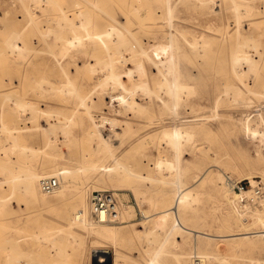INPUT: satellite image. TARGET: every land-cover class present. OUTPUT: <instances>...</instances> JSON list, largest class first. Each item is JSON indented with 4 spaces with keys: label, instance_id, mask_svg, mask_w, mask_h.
Returning <instances> with one entry per match:
<instances>
[{
    "label": "rangeland",
    "instance_id": "obj_1",
    "mask_svg": "<svg viewBox=\"0 0 264 264\" xmlns=\"http://www.w3.org/2000/svg\"><path fill=\"white\" fill-rule=\"evenodd\" d=\"M60 1L66 5L73 0ZM155 1L145 0L147 5L132 7L129 0H96L94 7L85 13L90 22L86 27L79 25L77 31H96L113 23L125 35V40L131 42L127 41L129 44L122 45L121 53H116L112 41L109 51L114 52L117 58L116 66L123 72L126 86L135 90L129 94L121 87L108 84V87H101L89 95L88 90L102 77L100 73L104 67L101 60L107 53V47L98 39L85 36L84 44L70 48L60 62L56 53L61 42L47 50L49 45L34 44L33 38H28L24 44L23 39L15 38V27L27 17L26 4L22 0H0V158H6L4 149L12 145V139L2 129L4 121L11 127H19L22 138L18 141H25L35 150L28 149L22 155L25 166H33L40 172L64 166L71 169L69 182L64 177L61 180L57 172L53 174L62 185L58 195H47L39 190V195L46 198L44 204L35 202L22 186L14 190L4 180L5 172L0 170V192L11 197L4 212H0V264H6L5 253L11 251L9 247H3L8 237H15L23 252L25 261L17 264H27V257L30 260L28 264H56L55 260L63 264H92V246L98 243L88 230L75 227V234L82 237L75 244V236L58 229H66L75 207L80 208L81 194H85L87 203L88 195L94 189H100L98 187L115 191L122 209L124 203L131 209L130 216L127 214V218L121 217V222L110 223L119 228L124 240L99 243L105 244V248L112 249L115 245L119 248L117 264H198L200 259L205 260L204 264H264V243L258 241L257 235H232L239 231L242 218L235 209L237 202L234 206L227 198L235 192L223 180L224 174L236 181H245L248 188L251 186L249 180L244 179L246 176H256V181H264V143L250 138V132L243 128L241 119L242 111H247L252 119L264 126L261 122L264 94H260L264 93V0H255L257 10H261L257 15L241 8V31L247 36L250 34V39L255 38L250 42V46L255 44L253 47L247 45L249 53L258 62L256 70L250 72L243 71V67L236 68L233 63L234 42L242 39L243 35L234 33L237 18L236 12L230 8V0L227 3L226 0H218V4L214 1L209 9L211 19L204 24L211 27L208 34L213 38L234 34L222 40V45H216L207 58L197 57L188 44L194 29L192 0H171L172 11L166 4L157 7ZM66 6L73 11L81 7ZM198 10L203 17L206 7L199 5ZM52 25L58 28L56 22L53 21ZM9 39H13L15 52L10 49ZM157 45L167 48L164 51L167 53L161 50L157 53ZM256 45L262 48V59ZM19 47L23 52H17ZM161 56L168 57L171 63L167 60V64L163 58L167 66L161 65L163 62L159 64ZM98 60L101 61L99 68H103L91 74L89 66ZM172 61L176 65L174 68L168 66ZM133 62L143 66L139 70L141 74L136 71L140 74L138 76L135 71L127 74L128 69L135 68ZM62 63H67V71L61 70ZM166 67L172 69L173 77L165 75ZM42 79L43 83L39 84ZM166 81L173 87L176 83L188 86L190 93H186L185 86L184 90L177 85L174 88H178L180 93L172 89L175 94L169 91L174 96L171 97L165 90L167 88L159 87ZM62 83L69 84L72 89L74 86V91L71 92L67 86H64V91L59 90L65 85ZM224 86H230L232 91ZM121 93L136 100L141 108L131 107L120 100L117 102L114 97L119 98ZM7 94L13 95H10L11 99ZM81 100L85 101L81 103ZM22 101H30L37 108L32 113L31 107H18ZM173 117H176L175 121ZM63 120L69 123L70 129L68 123L67 130L63 127ZM165 128L176 130L179 140L173 139L172 142V138L162 137ZM93 129L107 135L112 152L102 154L96 150L98 140L93 141L88 134ZM112 130H116L115 133ZM117 134L122 136L114 137ZM83 152H87L88 157L82 159ZM10 156L16 160L18 154L14 152ZM160 159L175 161L181 171L158 168L155 162ZM220 173L222 179L218 178ZM186 186H191L195 200L191 198L184 203L177 215L195 231L172 230L175 215L171 213L165 222L159 216L178 193V188ZM237 208L240 209L238 205ZM240 210H243V217L251 218L245 209ZM143 211L150 215L148 219L143 217ZM157 221L162 223L157 226ZM47 228H50L48 240L42 233ZM256 228L260 229L259 226ZM52 237L58 246L51 245ZM207 252L210 254H205Z\"/></svg>",
    "mask_w": 264,
    "mask_h": 264
},
{
    "label": "bare ground",
    "instance_id": "obj_2",
    "mask_svg": "<svg viewBox=\"0 0 264 264\" xmlns=\"http://www.w3.org/2000/svg\"><path fill=\"white\" fill-rule=\"evenodd\" d=\"M22 1L26 4L27 17L25 18V21H22V22L18 23V25L15 27V35H16V36L14 35L15 38L18 36L21 39H23L22 40L23 44H24V42L27 41L28 38H33L32 39V42L34 44L39 43V44H44V45L47 44V45H49L48 46L49 49H47V50H51L53 48V46L56 45L57 42L58 43L61 42L62 43L61 48L56 53V55H58V61H60V62L64 60V58H65V56L68 53V51H69L70 48H73V47H75L78 44H84V42H85V36H86V38H89V39H98L100 42H102L105 45V47H107V49L105 50L107 53H106V55L104 57H102V60H101L103 62L102 64H103V67H104V68L101 67V68H103V70L100 73L102 77L100 78L99 83L95 84L91 88V90H88L89 91L88 92L89 95L91 93H93L94 91L98 90L101 87H102V89L105 88L108 84L109 85H113V86H117V87H121L123 90H125L126 93H129V94L132 93V91H135V90L129 89L126 86L125 81L123 80V72L120 71V70H118V68L116 66V63L118 62L116 60L117 58L114 57V52L112 53L111 51H109V45L111 44L112 41H113V44H114L113 46H115L114 47L115 51L117 50L116 53L120 52L124 48V47L121 48L122 45H124V46L126 45L127 46V44L131 43V42H129V39L128 40H125V35L122 33V31H120L119 28L116 25H114L113 23H108L107 25H105L102 28H99L96 31H89V30H87L85 33L84 32H80L79 30L77 31V28H78L79 25H83L84 27H86L89 24V22H90L88 20L89 17L86 18L84 15H85V13L88 10H90L91 7H94V5L96 3V0H73V1H71L69 3H66V5H71L73 7H77V6L80 7V5H81L80 9L77 7L78 9L76 11L70 10L68 8V6H66L65 4H63V2H61L60 0H22ZM214 1L218 4V2H217L218 0H192V5H193L192 8H193V16H194L193 28L194 29L192 31L193 36L190 39V43H188V44H190L193 52L195 53V55L197 57H201L202 56L204 58H207L210 55H212L211 53L214 52V50H215L214 48H215L216 45H222V43L224 42L222 40H226L228 37H231V35H233L234 33L237 34V33L240 32L241 35H243V36H242V39L240 38V39H238L237 41L234 42V49H233V52H232L233 63H235L236 68H237V66L243 67V71H245V72L246 71L247 72H250L252 70H256L257 63H258V62L256 63V60H255L256 57L254 58V56H252L249 53L248 49H247V45L250 46V42H252L255 38H253V40H252V39L249 38V35L250 34H248V36H247V35L243 34L242 31H241V22H242L241 21V14H242L241 8H244L245 11L246 10L247 11H250L251 12V15H257V14L261 13V10H257L256 3H255L256 1L255 0H252V1H249V0H230V2H231L230 8H232V10H234L236 12V18L237 19H235V20L237 21V27L234 30V33H231V35L230 34L229 35L228 34H226V35H217L216 37L213 38V37H211L208 34V29H210L211 27L210 26H205L206 24H204V23H207L211 19V11L209 9H211L213 7L211 4H215ZM228 1L229 0H226L225 2L227 3ZM129 2H130V4H131L132 7H137V6L140 7V6H143V5L144 6L147 5V2H145V0H129ZM162 4L168 5L169 6V9H171V11H172V3H171V0H156L155 1V5L157 7H162ZM199 5H204L206 7V10L204 11V16L203 17L201 16L202 14H200V11L198 10ZM83 16L86 19H84ZM170 20H169V22H170ZM53 21L57 23V27L58 28H56V26L54 28V25H52ZM25 33H27V36L28 37L27 36L24 37L25 36ZM132 37H133V35H132ZM217 39H219V40H217ZM12 40L13 39H9V41H11V42H8V43H10L9 46H12ZM127 41L129 43H127ZM185 41L188 42L187 40H185ZM213 41L215 42L214 45L212 44ZM20 43H21V41H20ZM170 44L171 43L169 42V45ZM254 45L252 43V45L250 47H253ZM14 47L15 46H12L10 48V49H12V52H15L14 51ZM22 47H23V45L21 46V48ZM160 47L163 49V46H159L158 47V45H157V48H156L157 49V53H159V50H161V51L164 52L167 49L166 46H164L166 49H163V50L160 49ZM21 48L20 47L17 48L18 49L17 52L18 51L23 52V50L25 48L23 47V50ZM34 48H36V47H34ZM170 49L171 48L169 46V50ZM261 50H262V48L259 47V45H256V51L259 54V57L262 59L263 55H262V51ZM142 51H143V49H142ZM136 52H137V50H136ZM154 52H156V51H154ZM164 53H167V52H164ZM129 57H131V56H129ZM156 57H158V56L156 55ZM169 57H172V56L170 55ZM161 58H162V61H161ZM161 58H160V61L161 62L160 61L158 62L159 64L162 63L164 60H166V61L168 60L167 59L168 57L165 58L164 56L163 57L161 56ZM163 58H164V60H163ZM157 59H159V58H157ZM169 59L171 60V58H169ZM99 61L100 60H98L97 62L95 61L94 64H90L89 71H90L91 74H94L95 71H97V69H101V68H99V66L101 65V63H100L101 61L100 62ZM168 61H167V64H168ZM174 61H172V65H168V66H172V68H174L176 66V65H173ZM165 62H163L161 65L165 64V66H167ZM169 62L171 63V61H169ZM133 65H135V68L133 69L131 67L130 69H128L129 72L127 71L128 72L127 74H129V73L132 74V73H134V71L135 72L136 71H139V70L141 71V69H143L142 64L139 63V62H133ZM67 67H68L67 66V63H65V64L62 63L61 64V70L63 72L64 71H67V69H68ZM173 71H174V69H173ZM139 72H136L137 73V76L141 74V72H140V74H138ZM163 72L165 73V75H170L171 74V76L173 77L172 69L170 67H168L167 69H165ZM66 74L70 76V73L65 72V75ZM174 79H175V77L173 78V80ZM176 80H179V79H176ZM43 81H44L43 79L40 80V83L39 84H42ZM244 81H246V79ZM171 82H173V81L171 80ZM63 84H65V83H62V85ZM69 84H70V82H69ZM69 84L68 85L65 84L63 86L60 84L63 88L60 87L62 89L59 88V90L64 91L65 90L64 86H67L68 89L71 90V92H73L74 91L73 90L74 89V86H72L73 87V89H72V88H70L71 87L70 85H73V84H70V85ZM160 85H159V87H161V88L162 87L167 88V89H165L166 91H168L167 94H170L169 91L170 92L172 91V93L175 94V92H173V90L176 89V91L177 90L179 91V89H181L180 86L183 89L186 87L185 88L186 90L189 88L188 86L182 85L181 83H178V84L176 83V86L178 85L179 86L178 87L179 89L178 88H174L176 86L173 87L167 81L166 82H163V83L161 82ZM48 86L50 87L51 84L48 85ZM49 87H48V89H50ZM136 87H137V85H136ZM190 87H193V86L191 85ZM45 88H46V86H45ZM145 88H148L147 85L145 86ZM225 88H223V89L225 90ZM227 88H229L228 91L229 90L232 91L230 89V86L227 87ZM238 88L239 87H237L236 89H238ZM143 89H144V87H143ZM183 89H182V91L185 90V89L184 90ZM189 89H191V88H189ZM69 90H67V92ZM138 90H139V88H138ZM159 90H161V89H159ZM165 90H163V92H165ZM39 91H40V89H39ZM142 91L144 92L145 89L142 90ZM223 91L221 93H223ZM226 91H224V92H226ZM188 92L190 93V91L187 90L186 93H188ZM234 92H236V91H234ZM237 92H238V90H237ZM126 93H121V95L119 96V98H116V97L112 96L111 99L113 101L114 98H115L117 100V102H119L118 100H120V102H126L131 107L132 106H136V107L139 106V108H141L140 107V104L136 100H134L132 98H129V96L127 97ZM178 93H180V91ZM226 94H228V93H226ZM260 94H264V93H260ZM7 95H9V94H7ZM10 95H11V97L13 96L12 94H10ZM10 95H9V97H10ZM11 97H10V99H11ZM171 97H174V96L171 95ZM172 99H174V98H172ZM249 100H251V98ZM82 101H85V100H81V103H82ZM17 102H19V100ZM218 102H219V100H218ZM126 103H125V105H126ZM112 104H114V103H112ZM173 105L175 106V99H174V104ZM248 105L249 104H247L246 106H248ZM18 107H21V108L23 107L24 109H26V107H28V108L31 107L32 109L31 108L30 109L32 110L31 111L32 113H33V110H35L37 108V106L35 104L31 103L30 101H22V102H20L18 104ZM174 109H175V107H174ZM86 111H88V109H86ZM47 112L48 113H51V111H49V110H47ZM58 113H60V112H58ZM28 116L26 118H29ZM104 117L107 118L106 116H104ZM175 118H174V121H175ZM29 119H31V117ZM64 119H67V118L64 117ZM241 119L244 122V127L243 128H245L246 131L248 130V132H250V135H249V136H251L250 138H252V140L254 139V142L257 141L258 143L260 142V144L264 143V126H261V124L259 123L258 120L252 119L251 116H250V112H247V111H242ZM69 120L70 119H68V121ZM108 120H110V119H108ZM63 122L65 124V126H63V127L66 128V130H67L68 127H67L66 124L68 122L65 123L66 120L65 121L63 120ZM261 122L264 123V117L263 116H261ZM68 126H69L68 129H70L69 123H68ZM52 127H55V129L58 128V126H52ZM59 127H60V125H59ZM60 128H62V127H60ZM102 128H105V127H102ZM2 129H4L7 132L8 136L12 139V142H11L12 145L9 148H5L4 149L5 152L7 153L6 158H0V170L3 171V172H5L4 180L8 184H10L11 187L14 188V190L17 189L15 187H17V186L21 187L22 186L21 188H24L25 190H27L29 192V196L35 202H37L39 204L46 203V198L45 197H41L39 195V190H41L43 193H46L47 195H51V194L58 195V193H60L62 191V185L60 184L59 178L57 176L53 175V174H55V172H57V174H59L61 180L64 177V179L67 182H69V178H70V175H71V169L69 167H67V166H64V167H62L60 169H56V170H53V171L40 172L37 168H35L33 166H25L24 163L22 162V155L23 154H26L27 151H29V150L32 151V152H35V150H33V148L28 143H24L25 141L24 142H19L18 141V139L22 138L21 134L19 133L20 131H18L19 130V127H11V126L8 125V123H6V122L3 121ZM4 130H2V131H4ZM113 130H112V132L115 133L116 130L115 131H113ZM68 132H70V131L68 130ZM102 132L103 131H101L99 129H93L91 131H88V134L90 135V137H91L92 140L93 139L94 140L95 139L98 140L96 142V143H98V145L96 146V150L98 152H102V154H106L108 152H112V149L110 148V145H109V142L110 141H109L108 137H106L107 135L104 136ZM112 132H111V134H112ZM183 133H185L184 130H183ZM69 134H71V132ZM162 134H163L162 137L170 138V140L172 138V140H171L172 142H173V139H175L177 141L179 140L178 139L179 134L177 133L176 130H173L172 131L170 129L165 128V129H163ZM120 135L117 134V135H114V137L115 136L119 137ZM185 135H187V134H185ZM183 137L184 136H182V138ZM187 137H188V135H187ZM65 138H68V137H65ZM48 139H49V137H48ZM91 141H89V142H91ZM91 144H92V142H91ZM176 145L178 146V144H176ZM14 152H16L18 154V157H17L16 160H12L13 158L11 159V156H10ZM85 157H88V153L87 152H85V153L83 152V155H81V158L82 159H84ZM155 163L158 165V168H160V169L165 167V168H168L170 170H173L174 169V170L181 171V169H179L178 164L175 161L170 160V159H160V160L156 161ZM93 165H96V164H93ZM204 174L200 175L197 179H195V181H198ZM223 176H224V178H223ZM223 176H222V173H220L218 175V178H220V179L223 178L224 184L230 190H232L233 192H235V195H232V194H231L232 196L231 195L230 196L227 195L228 196L227 198H228V200L231 203H233L234 206H235V202H237V204L235 206L236 207L235 209H236L237 213L239 214V216L242 218V220H241L242 222L240 224L239 231H237L236 233H232V235H235V236H244V237H248L250 235H257L259 237L258 238V241L264 243V196H255L254 193H253V189H252L253 186H255L257 183H259V181H256V179H255L256 176H246L244 178V179H248L249 180V183H250L251 188H248L247 190H245L243 192H238L237 190H234L233 189V183L236 181L235 179H232V178H230V177H228V176H226L224 174H223ZM44 177H57L58 180H59L58 186L53 191H50V192L44 191L42 189V186H41V180ZM68 184H67V186H68ZM13 188H12V190H13ZM21 188H19V189H21ZM68 188H69V186H68ZM98 188H100V189H94V190H109V189H101L103 187H98ZM190 188H191V186H186V187H183V188H178L179 189L178 193L174 196V198L171 201V203L169 204V206L159 216L165 222V221H167V218L170 216L171 213H173L175 215V219H174V221H173V223L171 225L172 230H175V229H178V230L179 229H183V230H186V231H195L193 228H191L189 226H186L181 221V218L177 215L178 211L180 210V207L184 203L188 202L191 198H193L195 200V194L192 192V190H191L192 188L191 189ZM12 190H11V192H12ZM111 191H113V190H111ZM113 192H115V191H113ZM91 194H92V191L88 195L87 203H86V199H85L86 198L85 197V194H81L80 208L79 209L78 208L76 209V207H75V209L73 208L74 209V213L68 219L66 229L59 228L58 231L66 230L67 234L72 235V236H75V240H76L75 241V244H76V243H78V241H80L82 239V237H81V235L79 236L78 234H75V232H74L75 231L74 230L75 227L76 226H81L82 228L83 227L86 228L88 230L89 234L91 235V237L94 238L95 243H98V244H95V245L92 246L94 248L91 247L92 248V251L94 249H109L110 250V253H109V255L106 254L107 255V259L104 262V264H117V258H118V255L120 254L119 248H117V246L115 245V246L112 247V249H113L112 250L111 248H105V246H106L105 244H99V243H105V242H115V243H117L119 241H123L124 240V237L120 234L119 228L110 225V223L111 222H118V221H120L121 217L122 218H127V214L130 216V214H131L130 205L127 204V203H124L123 204V209H122V204H121V202L119 200V205H118V208H117V212H118V215H117L118 218H117V220H100V219L95 218L94 215L92 214L91 201H90ZM116 195H117V193H116ZM236 196H238L237 199H236ZM10 198L11 197L9 196V194H5V193H1L0 192V212H4V209L7 207L8 202L10 201ZM118 199H119V197H118ZM237 205H238V207L240 209H242V208L245 209L244 210V211H246L245 213H250V217L251 218L248 219L247 217H243L244 216V214L242 212L243 210L238 209L237 208ZM142 213H143V217L144 218L148 219L150 217L149 214H146V211H143ZM157 220H159V218H157ZM123 223H124V221H123ZM156 223H158V221ZM161 223H162V221L160 223H158L157 226H159ZM256 226H259L260 229H257ZM49 230H50V228H47V229H45L42 232L43 235H44V237L47 238V240H48V238L50 236L49 235V233H50ZM170 230H171V228H170ZM42 233H41V236H42ZM223 236H225V235H223ZM36 237H38V235H36ZM50 241H52V244L51 245L58 246V245H56L58 242H56V240H54L53 237L50 238ZM258 241H256V242H258ZM53 246L51 248H53ZM255 246H256V244H255ZM3 247L4 248L9 247L11 249V251H7L5 253V263L6 264H17L18 262L20 263V261L22 262V260H24V258L22 256L23 255V252L21 250L20 244H19V242L17 241V239L15 237H8V238H6ZM195 250H196V252L199 253L197 246H195ZM59 252H60V250H59ZM61 254H62V252H61ZM205 254L209 255L210 253L207 252ZM98 256L100 257V254H98ZM28 259L29 258L27 257V261H28V262L26 261L27 264L30 261ZM197 260H198V258H197ZM223 260H222V262H223ZM204 261H205L204 259H200L198 261V264H204ZM54 263H56V264H63L60 260H55ZM150 263H152V262H150ZM120 264H122V262H120ZM228 264H229V262H228Z\"/></svg>",
    "mask_w": 264,
    "mask_h": 264
},
{
    "label": "built area",
    "instance_id": "obj_3",
    "mask_svg": "<svg viewBox=\"0 0 264 264\" xmlns=\"http://www.w3.org/2000/svg\"><path fill=\"white\" fill-rule=\"evenodd\" d=\"M59 184L57 177H44L41 180L42 189L46 192L53 191ZM233 189L243 192L248 189L245 181H235ZM255 196H264V181H259L253 186ZM92 214L100 220H117L119 199L115 192L111 190H94L91 197ZM245 202V201H244Z\"/></svg>",
    "mask_w": 264,
    "mask_h": 264
},
{
    "label": "water",
    "instance_id": "obj_4",
    "mask_svg": "<svg viewBox=\"0 0 264 264\" xmlns=\"http://www.w3.org/2000/svg\"><path fill=\"white\" fill-rule=\"evenodd\" d=\"M109 253V249H94L92 251V264H104L107 259L106 254L109 255ZM98 254H100V257L98 256Z\"/></svg>",
    "mask_w": 264,
    "mask_h": 264
}]
</instances>
